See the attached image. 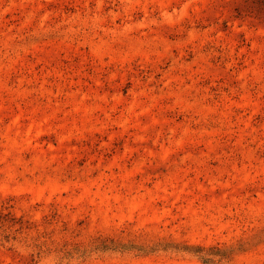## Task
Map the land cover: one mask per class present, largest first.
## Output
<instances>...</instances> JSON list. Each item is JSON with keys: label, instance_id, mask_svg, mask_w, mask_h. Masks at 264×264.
Segmentation results:
<instances>
[{"label": "rangeland", "instance_id": "rangeland-1", "mask_svg": "<svg viewBox=\"0 0 264 264\" xmlns=\"http://www.w3.org/2000/svg\"><path fill=\"white\" fill-rule=\"evenodd\" d=\"M0 264H264V0H0Z\"/></svg>", "mask_w": 264, "mask_h": 264}]
</instances>
